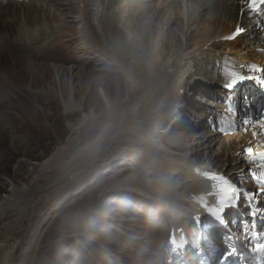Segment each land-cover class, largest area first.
Returning <instances> with one entry per match:
<instances>
[{
	"label": "rangeland",
	"instance_id": "rangeland-1",
	"mask_svg": "<svg viewBox=\"0 0 264 264\" xmlns=\"http://www.w3.org/2000/svg\"><path fill=\"white\" fill-rule=\"evenodd\" d=\"M55 1L37 2L36 6L39 3L47 11L27 15L30 24L38 22L39 29L46 31L50 28L54 37L61 33L62 39L66 40V43L61 42L58 46L52 45L47 40L43 41L44 48L37 51L41 56L43 54L44 57H48L47 65L49 69L52 68L50 75L46 76L47 79L43 78L42 73L38 75V78H33L32 72L24 77L16 73L15 66L24 71L34 63H41V59L26 60L25 55H21L17 60L19 55L10 51H7L5 56L0 54V85L7 90L4 91V95L1 93L0 99V200L9 192L10 182L17 187L26 185L19 199L14 201L8 211L0 215V243L6 242L7 245H12L13 249L15 248L16 252L21 254L26 238L39 217L51 204L61 200L62 202L47 220L43 229L39 226L42 233L28 264H167L164 260L165 237L168 229L166 225L167 222L172 221L174 214L165 205V196L162 197L158 190H154L155 188L150 190V187H147L153 184L147 177L151 172L141 173L139 164L135 160L129 162L125 167L128 169L122 176L118 175L122 167L117 168V171H113L114 169L110 171L109 168L107 175L99 173L101 175L97 184L91 183L87 186L86 181L91 172L87 165L82 166L79 164L80 161L72 164L80 155V159H83L85 155L78 149L71 155L74 160L70 155L65 154L61 162H68L65 165L72 166L71 169L76 167L77 169L73 172L79 173L80 182L85 184V188L79 193L74 192L78 185H70L71 172H63L62 167L65 165H59V162L57 166L49 170L36 172L38 167L36 165L64 143L71 135V125L75 126L82 115L88 114L91 108L95 109V114H102L103 98L100 89L106 96L113 99L118 96L117 91L122 84L117 72L107 64L108 61L100 59L102 62L100 60L91 62L97 54L84 49V43L78 38L79 24L73 21V16L80 0H59L57 8L52 7ZM133 1L135 0L124 1L127 6L119 10L121 11L120 24L125 27L126 33L132 37L136 45L141 47L142 51L149 52L150 37L147 36V42L143 43L140 37L134 34L136 20L141 23L140 26L149 24V27L145 26L149 31L154 26L158 28L154 27L157 31L161 27L163 31L169 28L175 32L173 34L175 38L177 35L178 39L184 40L183 43L186 42L189 24L187 25L183 19L181 22L177 20L172 23L171 20L166 23L162 10L158 11V14L146 8L129 12L128 4ZM153 1L155 0L143 6L152 4ZM156 2L163 4L167 1L157 0ZM188 3L186 0L185 2L178 0L176 3H169V6L175 4L183 11V7H186ZM29 4L21 5L27 7ZM220 8L222 6L219 5L216 10L204 9L195 23L197 27H209L214 19L215 25H221L220 21L224 19L221 15L223 12L221 16L217 13L221 10ZM141 12L145 14L142 15ZM34 15L35 18H32ZM193 15L189 22L195 17V14ZM21 19L17 24L24 22ZM164 23L166 25L163 27ZM24 28L27 29L25 26ZM194 34L195 31H193ZM252 35L255 37L252 33L244 38L239 37L242 40L240 48L250 46L248 38L250 39ZM188 40L192 42L194 37L191 36ZM217 48L221 49V47ZM64 68H66L65 71H63ZM40 70L44 72V69ZM54 72L57 73V78H54ZM194 82L181 91L182 100L178 103V99L177 103L169 109L171 118L165 121L164 126L155 132L151 140L154 145H162L163 137L165 141L171 143L173 147L166 148L162 145L160 150L170 155L185 153L186 147H190L188 152L191 151L193 154L184 155V157L201 163L199 165L202 168L205 164L217 165V168L229 164V170L230 167L232 168L230 162L226 164H223L225 163L223 161L219 162L227 158L224 155L229 149L224 139L215 142L216 144L211 143L209 139L212 147L204 148L208 144L205 142V136L209 135L207 124L217 119L219 101L225 103L234 101V97L230 94H222L219 86L209 87L201 80ZM47 86H50L51 91H46ZM69 95H74L73 99ZM213 95L218 96L220 100L218 98L215 100ZM67 103L73 105L76 110L69 114L65 112L64 104ZM193 103L195 105L192 106ZM87 137L89 138L87 135L83 137L85 141L82 143L88 140ZM194 140L196 142L193 144ZM113 142L108 143L106 149L112 147ZM201 143L204 144L201 145ZM220 146L224 147V155L220 156L218 161V158H214ZM97 153H92L95 156L94 159L103 154V152ZM230 156L233 157L232 154ZM95 162L97 166L100 163L97 159ZM84 170L88 171L84 173L86 178L85 176L82 178L80 174H83ZM109 177H113L111 180L114 179L115 185L119 187L112 189L106 183L101 189L98 186L100 180L105 182L110 179ZM114 190H121L123 193L115 194ZM79 223H84L82 228L86 224L91 231L90 234L100 243L88 239L84 233H81ZM16 261H19V258H16L13 264H16Z\"/></svg>",
	"mask_w": 264,
	"mask_h": 264
},
{
	"label": "bare ground",
	"instance_id": "bare-ground-1",
	"mask_svg": "<svg viewBox=\"0 0 264 264\" xmlns=\"http://www.w3.org/2000/svg\"><path fill=\"white\" fill-rule=\"evenodd\" d=\"M29 1L30 0H24L22 2L12 1L4 5L0 3V54L5 56L6 52L10 51L15 55H19V57L16 58L17 60L21 55H25L24 59L26 60L41 59V63H34L24 71L17 68V66H15V68L16 73L21 74L23 77L32 72L33 78H38V75L42 73L41 75H43L45 79L47 75H50L52 68L49 69L47 65L48 57H44L43 54L41 56L37 51L40 48H44L42 44L43 41L47 40L52 45L58 46L61 42L66 43V40L62 39L61 33L54 37L50 28H47L46 31L39 29L37 26L38 22H33L34 24L28 22V14H37L38 12L46 10L43 9L39 3L36 6L35 2L37 1H32L27 7L17 5V3L27 4ZM124 1L125 0H80L77 4L73 21L79 24L77 34L79 40L84 43L83 48L97 54L91 61L92 63L100 59L108 61L107 64L112 66L115 72H117L116 74L119 76V80L122 84H120V87L118 86V96L113 99L106 96L104 91L100 89L103 98L102 114H95V109L91 108L88 114L82 115L75 123V126L71 125V135L64 143L57 147L49 157L36 165L38 166L36 167V172L41 173L49 170L57 166L58 162L59 165L67 164L68 162H61L62 157L65 154L71 156L72 153L76 152L78 149L82 151L85 157L80 159L81 155L79 153L80 157L72 164H77L79 163L78 161H80L81 163L79 164L82 166L87 165L86 167L91 171L89 177L87 176L86 184L88 186L91 183L97 184L99 176L101 174L107 175L109 168L110 171L113 169V171H117V168L122 167V170L118 174L122 176L123 173L125 174L126 169H128L125 167L128 166L129 162H134L135 160L137 164H139L141 173L151 172L149 176H147V174L146 176L149 177V181L153 182V188L158 190L162 197L165 196L168 198L165 205L168 207H175L180 212L181 207H188V195L190 193L196 194L200 190L204 191V186L209 181V175L208 173H204L207 170L201 171L202 167L199 164L197 165L200 169H197V165H195L193 161L184 157V155L193 154L191 151L190 153L188 152L190 147H186L185 153L170 155L160 150L162 149V145L166 148H168V146L171 148L173 145L165 141L163 137L161 141L162 145H154L151 140L152 136L164 126L167 119L171 118L169 109L173 104L177 103L176 101L178 99V103L182 100L181 91L183 89H187V87H190V85L197 80H201L202 83L204 82L210 86L217 84V78H221V71L225 66L234 68L242 74H245L244 71L246 68H249L248 66L251 64L264 67V52L259 51L257 46L254 47L250 45L244 47L245 49L240 48V46H242V40L239 38L233 42L220 41L223 36L233 31L235 25L238 23L239 11L245 8L244 2L240 0H186V2H189L186 6V11H189L190 14L195 12V17L189 22V31L186 34L185 43H183L184 40L178 39L177 35L175 38V35H173L175 32L171 31V29L169 30V28L163 31L161 27L159 31H157L156 29L158 28L154 26L156 29L153 27V29L149 31L145 28V26L149 27V24L140 26L141 23H138V20L134 21V34L138 35L143 43L147 42V36L150 37L148 42L149 52L145 53L139 45H136L132 37L126 33L125 27L120 24L121 11L119 12V10L127 6ZM151 1L152 0H135L128 4V11L134 12L146 8V10L150 9V12L153 11V13H157L162 10V16L166 18V23L171 20L172 23L177 20H180V22L182 21V8H178L175 4L169 6V3H176L178 0H166L167 2L163 4L155 0L152 4L143 6ZM57 5H59V0H56L52 7L57 8ZM219 5L220 7L222 6V8H220L221 10L217 13L220 15L223 12L221 15H223L222 17L224 19L220 21L221 25H215L214 19L212 25L209 27H197L195 23L198 21L201 12L204 9L216 10ZM65 8H67V6ZM141 14L144 15L145 13L143 14V12H141ZM20 18H22L23 20H21L24 22L17 24ZM32 18H35V15L32 16ZM262 18L263 17L260 16L251 29V31L254 30L253 33L259 30V33H255L257 37L248 38V42L250 43L252 40H255L254 42L256 43L262 42L260 47L264 49V24L262 23ZM140 21L141 20H139V22ZM246 21L247 20L244 21L240 19L241 27ZM166 23L163 24V27ZM128 26H130V24H128ZM193 31H195L194 35ZM191 36L194 37L192 42L188 40ZM81 45L83 44L81 43ZM217 47H221V49ZM245 63H247V65L242 66ZM41 68L44 69V72L40 70ZM46 69L48 70L46 71ZM53 70L55 71V68H53ZM65 70L66 68H64L63 71ZM58 71L59 70H57V72ZM54 78H57V73L55 72ZM4 91L6 92L7 90L4 89L3 85H0V99L2 98L1 93L4 95ZM46 91H51L50 86ZM73 96L71 95L70 98L73 99ZM258 104L261 105V103ZM64 110L69 114L76 109L73 105L67 103L64 104ZM171 111H173V109ZM251 115L256 116V107L251 106L248 116ZM121 123L123 124L122 126L120 125ZM92 128H94V130H92ZM262 133L264 135V129H262ZM85 135L89 136V138L87 137L88 140L82 143L85 141L83 140ZM214 137L215 136L205 137V142H208V144L204 149L212 147L211 143L220 140H216ZM245 138L246 139L241 138V135L226 137L224 141L229 146V149H227L224 155V147L220 146L221 148L218 149L219 151L214 159L218 158L219 161V157H223L224 155L228 159L226 158L219 161L225 162L223 164L243 159L245 157L244 149L253 145L252 137L249 139V136H245ZM113 140H115V142H113ZM112 142V147H107L106 149V146L109 145L108 143L111 144ZM195 142L196 140L193 141V144ZM203 144L204 143H201V145ZM263 144L264 141L260 142L259 140H255L254 148L256 149ZM93 152H103V154L96 158L98 162L100 161V163H98L99 167L95 165L97 163L95 162L96 159H94L95 156L92 155ZM94 154L96 155V153ZM231 154L233 156L237 155L232 160H229L231 159ZM67 158H69V156ZM71 158L73 157L71 156ZM112 160L114 162H111ZM116 161L119 162L115 163ZM102 163L104 164L101 165ZM213 167L217 169V165ZM62 168L63 172L69 171V173L71 172L72 174L70 177V185H78L74 192H81L85 188V184L80 182L79 173L73 172V170L77 168L74 167L71 169L72 166L70 165H65ZM203 168H205V166ZM241 168L242 165L237 164L236 168H231L228 171L226 170L225 175L230 178L232 177L229 180L234 181V178H239L241 176L240 173L235 174V171L238 172ZM219 170H221L220 166ZM82 172L83 174H80L83 178V176H85L84 173L88 171L84 170ZM100 172L101 174H99ZM114 176L115 174L113 177ZM112 178L107 180L110 182H102L100 180V185L98 184V186L103 189L105 184L108 183V187L112 189L118 188L119 185H115L116 181H114V179L111 180ZM10 184L9 192L3 195L0 200V215L10 209L14 201L19 199L21 193L26 188V185L17 187L11 182ZM247 186L249 185L247 184ZM61 202L60 200L51 204L43 212L41 217H39L35 227L29 232L27 238L25 237L26 241L21 254H18L16 249H13L12 245H7L6 242L0 243V264H13L16 258H19L16 264H28L31 261L42 233L40 229H43L45 223L51 218L52 213ZM183 212L186 215V212Z\"/></svg>",
	"mask_w": 264,
	"mask_h": 264
},
{
	"label": "snow or ice",
	"instance_id": "snow-or-ice-1",
	"mask_svg": "<svg viewBox=\"0 0 264 264\" xmlns=\"http://www.w3.org/2000/svg\"><path fill=\"white\" fill-rule=\"evenodd\" d=\"M246 3L248 10H250L253 13H260L261 15H264V12H261V8L262 6H264V0H246ZM241 31L242 29L237 27L235 33L232 36L225 37V39H234L235 36L241 33ZM248 67L253 72H264V68H261L256 64H251ZM223 76L227 81L224 86L228 89H233L237 84L242 83L246 79H254V77L246 76L229 66L224 67ZM258 83L261 85V87H264V79H258ZM245 103L246 104L250 103V101L246 100ZM228 112L229 113L235 112L231 100L229 101ZM234 123L235 121L227 122L226 128L232 129ZM243 123L245 125H251L253 122L245 119ZM259 126L261 127V129H264V123H260ZM226 128L222 127L220 130L224 132L226 131ZM256 135L257 133L253 132V136ZM244 154L247 161L250 164H254L255 169L259 170L258 172L256 170L252 171V178L258 186L257 192L260 195H264V147H262L261 150H256L255 148L249 146L244 149ZM212 179L216 181L215 184L216 191L214 195L216 197V204H217V206L213 209L212 214L216 220L223 223L224 213L230 207H234L238 204L242 193L238 187L232 185L228 179H226L223 175L219 173L213 174ZM243 195L246 197L247 201L249 202L248 214L253 219H255L259 214L258 210L255 207H253V204L256 203L257 201V195L256 193H251L248 191H244ZM250 239L252 241H255L253 246L250 248V251L253 252L254 254L260 255L261 258L264 259V242H259L261 240H264V236H262L261 233L259 232H253L251 234ZM234 252L235 249L229 250L228 252L225 253L222 259L226 262L228 257L232 256Z\"/></svg>",
	"mask_w": 264,
	"mask_h": 264
}]
</instances>
